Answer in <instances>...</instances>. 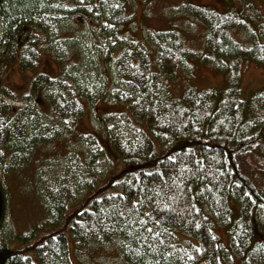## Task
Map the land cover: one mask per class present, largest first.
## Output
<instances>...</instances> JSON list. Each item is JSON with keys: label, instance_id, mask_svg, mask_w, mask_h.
Returning <instances> with one entry per match:
<instances>
[{"label": "trees", "instance_id": "1", "mask_svg": "<svg viewBox=\"0 0 264 264\" xmlns=\"http://www.w3.org/2000/svg\"><path fill=\"white\" fill-rule=\"evenodd\" d=\"M184 2L180 10L207 28L205 45L213 59L205 61L218 71L229 70L226 88L186 86L171 96L166 80L177 76L196 53L184 47L175 31L149 33L154 50L113 27H107L106 41L99 39V13L118 22L126 11L112 0H0L5 26L1 74L3 66L16 61L21 70L33 68L45 46L53 50L57 34L51 31L58 30L46 16L65 13L84 16L87 23L96 19L94 28L88 24L92 38L109 43L102 62L115 66L124 87L121 93L86 77L76 80L71 66L65 69L64 57L59 59L60 77L37 75L29 93L18 96L0 81V264H68L62 262L68 233L80 249L115 245L126 264H224L234 255L242 264H264V185L245 175L239 160L264 144V88L245 93L237 73L242 61L264 66V14L242 6L222 11L214 4ZM87 6L94 8L92 16L82 13ZM251 21L258 25L251 27ZM236 30L245 33L241 41ZM112 92L125 111L106 113L92 133L75 134L84 102L92 106ZM40 96L49 101V115L39 110ZM26 97L34 98L38 108L7 102ZM55 117L59 123L52 121ZM122 124L135 128L141 138L127 140L112 130ZM72 134L76 151L70 149L71 157L58 161L64 178H47L49 189L40 192L46 217L34 229L4 239L10 216L5 175L30 164L37 149ZM108 156L114 168L99 176ZM218 228L226 232V246L215 234ZM178 234L186 239L179 241Z\"/></svg>", "mask_w": 264, "mask_h": 264}, {"label": "rangeland", "instance_id": "2", "mask_svg": "<svg viewBox=\"0 0 264 264\" xmlns=\"http://www.w3.org/2000/svg\"><path fill=\"white\" fill-rule=\"evenodd\" d=\"M184 1L186 0H112L115 7L126 6L124 15L120 21L114 22L111 19L108 20L101 11L98 26L96 19L88 18L89 23H87L84 16L72 18V16L65 13H53L46 16L50 17V20H54L56 30H58L51 31V33L57 34L56 42L51 47L53 50H49V45L45 46V51L42 49V54L33 68L21 70L17 61L12 62V65L6 66L5 64L6 67L3 66L5 72L0 73V81L8 87H13L15 94L21 96L29 93L33 79L39 74L49 76L51 79L60 77L62 65H60L59 59L64 57L65 69L68 70L71 66L70 75L75 76L76 80H85L86 77L104 84L105 88L107 86L111 88L112 86L110 91L121 90L122 93L124 87L115 77V66L113 64L106 65L102 62L109 43H103L102 41L103 44H100L97 41L95 42L92 38L93 33L88 27V24H90L93 28L97 26L95 33L101 40L106 41L110 37L107 27H113L119 35L122 33L119 30H124V35L140 41L147 49H153L150 36H148L149 33L177 32L184 47L190 52L196 53V56L187 60L188 66L179 69L177 76L166 80L168 84L167 92L173 97L183 92L186 86L198 90L226 88L231 80L226 73L229 70L226 72L218 71L217 66L211 63L212 61H205V59H213L206 50L205 45L207 28L202 22L191 18L187 13L180 10L184 7ZM190 2L198 5L214 4L213 6L222 11L226 10L227 7L239 9L242 6L244 9L246 7L249 13L257 10L264 14V0H190ZM93 9L87 6L82 13L92 16ZM112 13L114 14V11ZM251 22L249 23L251 27L258 25L255 21ZM1 34L2 31L0 30V36H2ZM244 35V32L235 31V38L239 41L242 40ZM1 46H3V40L0 38V51H2ZM61 50L66 52L63 53ZM151 60H156L155 55L151 57ZM237 65H239L237 67L239 83L245 93L264 88V66H258L250 61H242ZM153 72H155L154 69ZM64 78L69 82L68 76L64 75ZM70 83H72V80H70ZM107 95L105 94L104 98H99L92 106L88 102H84L86 111L73 129L75 134L92 133L95 128L99 129L101 120L105 119L106 113H123L125 111L124 106L116 100L115 92ZM38 99L41 101L39 110L49 115L51 109L49 101L42 98V96ZM68 99L69 96L65 93L62 100L66 101ZM14 101L16 100L7 99L8 103L15 106H21V104L27 106L31 103L32 107H36L37 102L34 98L29 99L28 97L24 100H18L20 101L18 104ZM44 119L48 120V117H44ZM52 121L59 123L58 117L53 118ZM109 127H112V124ZM112 130L115 133H120L127 140L141 138V134L135 128L126 127L124 124L120 127L117 125L116 129L112 128ZM97 138L104 145L106 140L103 138L102 132H98ZM73 141H76L75 135L72 134L70 137L64 135L62 140L43 146L41 149L39 148L40 150L37 149L27 166L16 172H7L4 183L8 193L10 216L7 218L3 233L4 239L9 240L17 233L22 234L34 229L46 217L40 192L49 189V187L45 189L47 178L49 181L59 175L64 178L62 169L58 168V161L64 162L68 156L71 157L70 149L76 151L74 147H71ZM109 158L110 161L102 163L104 169H100L99 176H105L106 172L109 174L114 168V161L112 157ZM239 160L242 172L249 177L258 178V182L264 185L261 181V178L262 180L264 178V144L259 146L255 152L240 156ZM110 166L112 168H109ZM121 166L122 164L120 168ZM41 184L45 186L42 187ZM233 210L238 215L236 206L233 207ZM215 234L220 244L226 246L229 243L226 232L222 228H218ZM178 235L179 241L182 242L186 239L184 235ZM67 237L69 246L66 258H63L62 262L67 261L70 264H126L115 245L99 244L80 249L71 234L68 233ZM10 246H13V244ZM224 264H242V258L239 255H234Z\"/></svg>", "mask_w": 264, "mask_h": 264}, {"label": "bare ground", "instance_id": "3", "mask_svg": "<svg viewBox=\"0 0 264 264\" xmlns=\"http://www.w3.org/2000/svg\"><path fill=\"white\" fill-rule=\"evenodd\" d=\"M49 15H51V14H48L47 16H49ZM44 16H45V14H44ZM0 30H3V28L5 29V26H4V24H3V20L0 18ZM47 29V28H46ZM2 35V34H1ZM0 38L2 39V40H4V38L2 37V36H0ZM1 52V51H0ZM104 56V55H103ZM62 73V72H61Z\"/></svg>", "mask_w": 264, "mask_h": 264}, {"label": "flooded vegetation", "instance_id": "4", "mask_svg": "<svg viewBox=\"0 0 264 264\" xmlns=\"http://www.w3.org/2000/svg\"><path fill=\"white\" fill-rule=\"evenodd\" d=\"M81 17V16H80Z\"/></svg>", "mask_w": 264, "mask_h": 264}]
</instances>
